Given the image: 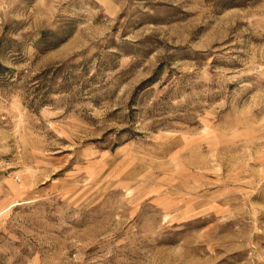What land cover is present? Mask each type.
<instances>
[{
	"label": "rangeland",
	"instance_id": "374dc122",
	"mask_svg": "<svg viewBox=\"0 0 264 264\" xmlns=\"http://www.w3.org/2000/svg\"><path fill=\"white\" fill-rule=\"evenodd\" d=\"M0 264H264V0H0Z\"/></svg>",
	"mask_w": 264,
	"mask_h": 264
}]
</instances>
